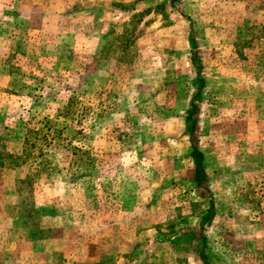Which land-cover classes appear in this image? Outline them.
Returning <instances> with one entry per match:
<instances>
[{
  "label": "rangeland",
  "instance_id": "374dc122",
  "mask_svg": "<svg viewBox=\"0 0 264 264\" xmlns=\"http://www.w3.org/2000/svg\"><path fill=\"white\" fill-rule=\"evenodd\" d=\"M198 228L264 264V0H0V264H204Z\"/></svg>",
  "mask_w": 264,
  "mask_h": 264
},
{
  "label": "trees",
  "instance_id": "16d2710c",
  "mask_svg": "<svg viewBox=\"0 0 264 264\" xmlns=\"http://www.w3.org/2000/svg\"><path fill=\"white\" fill-rule=\"evenodd\" d=\"M171 4L172 7H174L175 5V1L177 0H168ZM190 41H191V44L192 46H194V43H193V38L190 37ZM196 53V52H195ZM193 51H192V65L194 66L195 70H196V77L197 79L200 81V84L198 85V88H201L203 85H204V79L202 78L201 74H200V65L199 64H196V59H197V56ZM194 98H195V95L194 97L192 98L191 102H190V107L187 109V113H186V116H185V121H186V125H187V133H188V136H189V142H190V146H191V156L194 160V166H195V173H194V182L196 184L197 187H202L204 188V186L202 185V183L204 182V172H203V154L202 152L198 149L197 145H196V140H195V137L193 136L196 132V129H197V123H196V118H195V103H194ZM29 140L28 138H26V141ZM8 158L12 159V154H7ZM13 161H10L9 163V167L11 166ZM208 215L205 216V219H207ZM190 235L193 236L194 238L196 239H199L202 243L200 246H198V253L201 254L200 255V258L202 259V262L204 264H208L207 262V259L204 255V250H203V245H204V241H205V238H204V234L202 232L201 229H191L190 230ZM198 241V240H197ZM198 244H200V242L198 241Z\"/></svg>",
  "mask_w": 264,
  "mask_h": 264
},
{
  "label": "crops",
  "instance_id": "0c3cea01",
  "mask_svg": "<svg viewBox=\"0 0 264 264\" xmlns=\"http://www.w3.org/2000/svg\"><path fill=\"white\" fill-rule=\"evenodd\" d=\"M126 200L128 201V198H126ZM123 213H129V212H123ZM122 218H125L126 220L128 219V218H126V217H122ZM149 228L150 229H147V230H141V231H139L141 234H145V232H147V233H151V232H155L154 231V228H155V226L153 225H151V226H149ZM129 233H127V230H126V234L124 235V236H126V235H128ZM131 234H134L135 235V233L134 232H131ZM127 241H129V240H127L126 239V242ZM95 251L96 250H98V248H95L94 249ZM93 249H92V247H89V249H88V252H90L89 254V258L91 259L92 257H95L96 259V261L94 262V264H104V261H106L107 259L106 258H104V257H102V256H104V255H101V252H100V249L98 250V252H100V253H95V252H93L94 251ZM93 252V253H92ZM97 252V251H96ZM118 252H119V250H118ZM117 251H116V254L113 256V257H111L112 259H114V263L113 264H132V260L131 261H129V256H128V253H127V251L125 250V251H123L124 252V254H121V256L119 257V253H118ZM122 252V253H123ZM86 254H87V252H86ZM97 256H98V258H97ZM85 258V257H84ZM86 258H88V254L86 255ZM131 259V258H130ZM86 264V263H85ZM91 264H93V261L91 262Z\"/></svg>",
  "mask_w": 264,
  "mask_h": 264
}]
</instances>
